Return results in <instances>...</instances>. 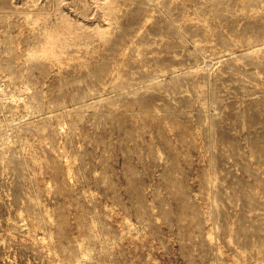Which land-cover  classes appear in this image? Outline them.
I'll return each instance as SVG.
<instances>
[{
    "label": "rangeland",
    "instance_id": "374dc122",
    "mask_svg": "<svg viewBox=\"0 0 264 264\" xmlns=\"http://www.w3.org/2000/svg\"><path fill=\"white\" fill-rule=\"evenodd\" d=\"M0 87V264H264V0H0Z\"/></svg>",
    "mask_w": 264,
    "mask_h": 264
},
{
    "label": "bare ground",
    "instance_id": "6f19581e",
    "mask_svg": "<svg viewBox=\"0 0 264 264\" xmlns=\"http://www.w3.org/2000/svg\"><path fill=\"white\" fill-rule=\"evenodd\" d=\"M6 8V7H5ZM45 17V16H44ZM51 22V21H50ZM51 25V24H50ZM42 39V38H41ZM51 43V42H50ZM21 44V43H20ZM65 47V46H64ZM25 50V49H24ZM43 50V49H42ZM52 51V50H51ZM39 53V52H38ZM60 54V53H59ZM63 55V54H62ZM57 60V59H56ZM28 61V60H27ZM27 63V62H26ZM21 66V65H20ZM26 68V67H25ZM19 82V81H18ZM2 85V84H1ZM3 87V86H2ZM2 87H0V90H1V88ZM3 89V88H2ZM25 89V88H24ZM13 91V90H12ZM2 93H4V92H2ZM9 95V94H8ZM15 98V97H14ZM19 98V97H18ZM3 107V106H2Z\"/></svg>",
    "mask_w": 264,
    "mask_h": 264
}]
</instances>
